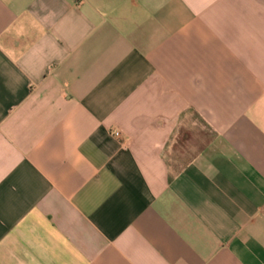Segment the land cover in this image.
<instances>
[{
  "label": "crops",
  "instance_id": "1",
  "mask_svg": "<svg viewBox=\"0 0 264 264\" xmlns=\"http://www.w3.org/2000/svg\"><path fill=\"white\" fill-rule=\"evenodd\" d=\"M0 264H264V0H0Z\"/></svg>",
  "mask_w": 264,
  "mask_h": 264
},
{
  "label": "built area",
  "instance_id": "2",
  "mask_svg": "<svg viewBox=\"0 0 264 264\" xmlns=\"http://www.w3.org/2000/svg\"><path fill=\"white\" fill-rule=\"evenodd\" d=\"M114 135H115V136H116V135H118V132H117V131H115V132H114Z\"/></svg>",
  "mask_w": 264,
  "mask_h": 264
}]
</instances>
